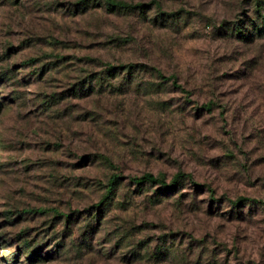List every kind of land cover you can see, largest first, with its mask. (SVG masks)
<instances>
[{
	"label": "rangeland",
	"instance_id": "1",
	"mask_svg": "<svg viewBox=\"0 0 264 264\" xmlns=\"http://www.w3.org/2000/svg\"><path fill=\"white\" fill-rule=\"evenodd\" d=\"M0 264H264V0H0Z\"/></svg>",
	"mask_w": 264,
	"mask_h": 264
},
{
	"label": "trees",
	"instance_id": "2",
	"mask_svg": "<svg viewBox=\"0 0 264 264\" xmlns=\"http://www.w3.org/2000/svg\"><path fill=\"white\" fill-rule=\"evenodd\" d=\"M157 74L160 76V77H163V78H167L168 79V77H166L164 74H162L160 71H158L157 70ZM179 174H177L176 176H175V178L173 179V182H175V181H177L178 179H177V177L179 178ZM115 178H116V175L114 174V175H112V179L110 180V182L111 183H114L115 182ZM132 180L133 181H135V182H137V183H146V182H159V181H163V180H161L160 178H158L157 176H155L153 173H151V172H146V173H144V174H142V175H140V176H133L132 177ZM171 185H174V183H171L170 185H166L165 183H163V186H165L166 188H168V187H171ZM112 188H109V190L108 191H110Z\"/></svg>",
	"mask_w": 264,
	"mask_h": 264
}]
</instances>
